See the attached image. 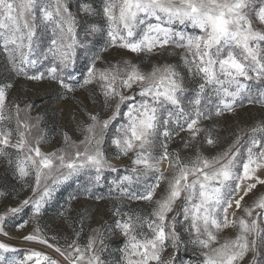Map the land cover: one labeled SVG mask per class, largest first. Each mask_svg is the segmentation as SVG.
<instances>
[{
    "label": "snow or ice",
    "instance_id": "obj_1",
    "mask_svg": "<svg viewBox=\"0 0 264 264\" xmlns=\"http://www.w3.org/2000/svg\"><path fill=\"white\" fill-rule=\"evenodd\" d=\"M254 18L264 25V0H0V235L8 237L7 220L19 217L17 229L32 225L24 242L58 254L32 250L19 258L0 240V264H107L102 254L113 233L124 237L123 264H182L179 254L189 249L193 264H244L249 254L247 264H264V194L254 191L264 186L257 173L264 170V111L250 129L225 137L216 119L245 103L264 110V30L254 28ZM115 49L141 64L153 54L179 62L142 70L123 58L106 60ZM20 78L52 86L42 115L31 116L34 103L9 99ZM77 88L110 115L86 113L88 122H77L82 141L65 134L64 148L42 152L31 130L49 119L55 124L57 106L74 101ZM174 137L188 156L169 150ZM224 140L231 141L227 149L205 154ZM112 146V156L129 163L109 181L106 172L122 171L106 157ZM80 176L87 179L70 200H109L112 223L93 229L85 245L78 242L82 223L72 225L74 237L61 244L42 217L61 186ZM25 190L31 194L20 200ZM250 194L253 202L242 206ZM137 201L153 204L151 212L139 215ZM71 211L69 203L62 222ZM228 227L236 235L221 242Z\"/></svg>",
    "mask_w": 264,
    "mask_h": 264
},
{
    "label": "rangeland",
    "instance_id": "obj_2",
    "mask_svg": "<svg viewBox=\"0 0 264 264\" xmlns=\"http://www.w3.org/2000/svg\"><path fill=\"white\" fill-rule=\"evenodd\" d=\"M254 28L257 30H264V25H261L258 19L254 18ZM262 46H264V42H262ZM171 51V49H169ZM177 51H180L177 49ZM155 52V50H154ZM143 55V54H141ZM106 60L111 61L112 63H116L121 60V58L128 60L133 64H137L141 67L142 70H150L153 65H164V64H172L175 65L179 62V56H167L161 57L159 55L153 54L144 58V62L140 63V57L136 54L130 53L127 50L123 49H115L110 50V54L106 53ZM103 64H98L97 67H103ZM82 67V66H81ZM185 87L191 89V84H186ZM52 91V86L50 83L44 82H32L20 78L17 80L15 87L11 89V94L9 99H16L17 96L20 97L23 101H28L29 103H34V109L30 110L31 116L35 117L37 115H42L45 110L48 108V103L42 102V98H45L47 93ZM127 92V90H125ZM31 98L29 101L28 98ZM79 106V107H77ZM23 107V104H21ZM122 110H124L122 106ZM57 111L60 114V118L58 121L53 124L51 120L42 121L39 125L40 131L37 132L36 129H32L31 132L34 136L40 137V144L42 152L51 153L58 149H62L65 147V139L64 136L70 138V141L79 143L84 139V135L81 130L77 127L78 121H83L85 123L88 122L86 113L95 114L100 112L101 119H107L110 115V111H101L100 108L92 102L91 93H89L86 89H79L75 93L74 101H66L57 106ZM262 110L259 105H249L245 103L243 107H237L235 112L225 113L222 117H217L216 119L220 121L218 124V130L222 137L228 135L229 132L236 131L238 128L250 129L255 123L259 122V118ZM51 113H49V117ZM121 122V118L118 117L117 121L114 123ZM11 127L14 129L15 124L13 123ZM181 135H186V133H182ZM262 135L261 133H257V136ZM108 136H114V129L109 130ZM247 139V137H244ZM174 143L170 145V151L176 149L180 152L181 156H188L191 152L190 149L183 148L182 142L179 137H174ZM230 140H224V142L219 146L218 149L212 150L211 153H205L206 155H214L217 151H222L227 149ZM106 143H110L106 137ZM115 151L114 146L110 147L106 151V157L109 159V162L116 168L121 169L120 173H109L106 172L105 175L108 176L109 181L116 178L119 175H123V169L125 165L129 163L127 157H120L116 159L112 156V153ZM161 171L168 174V163L167 161H163L160 165ZM0 173H3V165L0 164ZM257 173L264 176V170L257 169ZM86 177L80 176L72 181L61 186L59 192L57 194L56 200L52 201L47 206V212L42 217V224H46L48 229L50 230V235H57L60 238V243L63 244L64 240L68 237H74L73 227L74 225L77 229L81 228V223L83 225L82 231L80 232L78 242L81 245H85L88 241V238L93 234V229H101L106 223H112V213L111 203L109 200L102 201H93V200H85L83 196L80 199H71V197L76 196L78 194V190L81 189V185L86 181ZM259 194H264V186L257 185V190H254ZM104 194H107V187L103 189ZM31 193L27 190L20 193V200H23ZM161 195V190L157 189L156 195L153 197V200L158 198ZM238 198V197H236ZM18 203V201H16ZM253 202L251 194L249 197H245V201H242V206L251 205ZM71 205L72 211L70 215L69 222H62V217L60 215L62 209ZM91 205V207H89ZM154 205L145 201H137L133 202L132 207L138 209V214L141 216L147 215L151 212L152 207ZM234 207V206H233ZM4 205L0 203V213H3ZM233 209H229V213H232ZM241 214L240 210H237L236 215L239 217ZM229 220L233 219L231 215H229ZM28 217H25L27 220ZM19 221V217L13 219H8L6 225L4 226V230L7 231L10 235L8 237H3L0 235V240H5L12 244L17 248V255L19 258H22L23 255H26L28 252L32 250H41L46 254H50L53 256H57L58 254L54 253V250L48 249L46 246L41 245H33L30 243H26L23 241L22 237L31 232L32 225L26 224L23 229H17L14 227V224ZM147 231V227L143 229ZM139 231V229H138ZM236 235V229L231 227L223 229L219 233V239L221 242L224 240L233 239ZM50 242H54L51 241ZM105 244L107 245V250L102 254L103 259L107 262V264H123L121 258L120 248L123 247L124 237L118 234H110L108 239L105 240ZM172 253L171 247H168L163 253V257L167 259ZM182 264H193L195 260V256L193 255L191 249L187 252H181L180 254ZM250 254L245 257L244 264H247L248 260H250ZM155 264V262H152Z\"/></svg>",
    "mask_w": 264,
    "mask_h": 264
},
{
    "label": "trees",
    "instance_id": "obj_3",
    "mask_svg": "<svg viewBox=\"0 0 264 264\" xmlns=\"http://www.w3.org/2000/svg\"><path fill=\"white\" fill-rule=\"evenodd\" d=\"M249 83H251V82H249ZM258 87V86H257Z\"/></svg>",
    "mask_w": 264,
    "mask_h": 264
}]
</instances>
